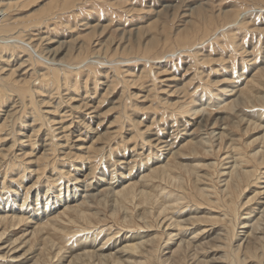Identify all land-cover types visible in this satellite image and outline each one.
I'll list each match as a JSON object with an SVG mask.
<instances>
[{"label":"rangeland","instance_id":"obj_1","mask_svg":"<svg viewBox=\"0 0 264 264\" xmlns=\"http://www.w3.org/2000/svg\"><path fill=\"white\" fill-rule=\"evenodd\" d=\"M2 12L0 212L7 210L2 209L7 207L6 200L15 199L13 208L19 211L15 215L28 220L6 230L0 240V256L18 247L7 252V259L0 257V263L33 264L40 257L42 242L31 241L32 247L29 242L22 243L33 229L32 218L46 203L52 211L70 203L73 192L74 200L96 217L89 226L78 220L68 224V217L60 219L58 225L65 226L66 232L52 235L51 242L56 245L50 255L60 252L49 264H67L72 253L82 248L102 252L111 246L112 254L125 259L118 251L126 235L142 232L152 236L165 231V227H154V222L153 228H143L146 224L140 217L145 206L137 200L116 203L112 193L127 183L138 190L161 192L165 201L172 199L168 198L171 193V197H183L182 216L205 217L209 211L218 212L216 204L195 206L197 200L191 195L196 186L210 191V200L216 199V192L223 201L219 173L230 160L228 147L232 144L248 152L245 143L262 134L252 129L245 132V128L248 119L264 126V103H237L232 110L223 108L225 102L216 104L222 96L226 102L232 100L233 91L264 65V0H0ZM21 88L28 92H19ZM253 93L262 97L264 87L258 86ZM202 104L207 121L198 126V115H192L191 108ZM59 125L66 129L62 134H58ZM31 132L37 135L26 139ZM69 135L80 137L86 152H76L72 146L75 138L71 140ZM53 136L57 137L55 146L43 158L40 148L51 144ZM187 137L203 144L195 151L182 148ZM156 140L171 146L156 145ZM154 153L168 161L174 156V163L194 167L189 176L184 170L173 172L183 180L182 190L146 180L157 160ZM78 154L82 158H77ZM75 169L83 174L78 183L74 177L79 171ZM260 172L257 184L246 188L239 201L244 203L260 192L249 204L254 209L264 208V167ZM194 174L202 176L198 182ZM66 191L67 200L55 203L59 194L66 197ZM21 205L24 209L20 211ZM247 209L244 205L239 214L246 216ZM196 229L204 234L193 244L207 251L198 254V260L222 264L217 259L227 251L228 241L220 242L216 234L221 231L224 235L226 224L213 227L203 222ZM236 230L241 238L246 229ZM85 236L96 237L91 243L86 239L87 246L81 242ZM14 239L17 242L11 245ZM210 240L218 248L208 246ZM174 247H162L163 252L157 254L160 260L145 264H172L168 253ZM38 263L43 264L42 259Z\"/></svg>","mask_w":264,"mask_h":264},{"label":"bare ground","instance_id":"obj_2","mask_svg":"<svg viewBox=\"0 0 264 264\" xmlns=\"http://www.w3.org/2000/svg\"><path fill=\"white\" fill-rule=\"evenodd\" d=\"M4 15H5L4 12H2V14H0V16L2 17V18L0 17V24L2 23V20L4 19ZM1 26L2 25H0V27ZM4 29H6V28H4ZM0 30H1V28H0ZM11 42H12V40H11ZM52 50H53V48L51 49V51ZM17 84H19V83H17ZM13 85H15V84H13ZM258 86L264 87V65L262 67H259L257 70H255V72L252 74V76L249 79H247V81L245 82L243 87H241L240 89H238L236 91H233V89L229 91V92H232V91L235 92L233 94L234 96H233L232 100L226 102L227 99H225V98L223 99V96H222L221 97L222 100H220L216 105L219 106L220 104L225 102L223 104V108L226 110L227 109L232 110L236 106L235 104H237V103L251 104V103H253V101H258L257 103H264V97H263L264 95L263 96L261 95L262 97H260V96L258 97L253 93L254 89H256ZM19 92H23V93L28 92V88H21V89H19ZM203 103H205V102H203ZM203 105L204 104H202L200 107L195 106V107L191 108L192 115H194V114L198 115V119L196 120L197 122L195 123L198 126L207 121V118H206L207 116L204 113V111H206V107H204ZM209 106H210V104H209ZM93 112L94 111H92L91 113H93ZM94 117H97V114H94ZM48 120L50 121V119H48ZM52 121L55 122V120H52ZM246 121H247V123H246L245 132H247V130L252 129V130H257V131L260 130V132H262V134L256 138H254L250 143L249 142L245 143L246 148H248V152H246L244 149L238 150V148H235L236 146L232 145V144H230V147L227 146L233 154L231 155V152H230V154H228L227 159H230V160L229 161L227 160L224 170H222V171L220 170L221 172L219 173L220 176L223 178L222 189L219 191V194L220 193L222 194L221 197H222L223 201L222 200L219 201L220 195L218 196L216 194V192H215L216 199L214 201H212L213 199L210 200V197H209V196H211V193L209 194L210 191L205 190V188H198L196 186L193 188L194 191H193V194L191 195V198H193L195 201L197 200L194 203L195 206H201L202 204H207V205L216 204L217 206H219V207H217L218 212L209 211V212H207L208 214L205 217H197V216H194V214H193V216L190 215L189 217L188 216L186 217V215L182 216V212H183L182 208L185 206V205H183V202L181 203V201L185 200L183 197H179L177 195L171 197L172 196V193H171V194H169L168 198H172V199H169L170 201H165L162 198L163 196H161L162 195L161 192H160V194H158L157 191L153 192L152 189L145 190V189H140L139 187H138L139 188V190H138L136 185H134L133 183L124 184L121 186L120 189H118L116 191L114 190L115 192L112 193L115 196L116 203L118 202L120 204L123 202H134L135 200H137V202L139 204H142L145 206L144 212L140 217L142 220L145 221L144 223L146 224V225H144L143 228L151 229L154 226V227L160 229V227H162V228L165 227V231L164 230L157 231L158 234L155 232V235H152V236L149 233L146 235H142L143 234L142 232H138L137 234L135 233V234H131V235H126L124 240H123V245L120 248V250L118 251V254L120 256L122 255L123 257H125V259H122L121 257H118V256L116 257L115 254L111 253L112 247H114V246H111V248H107L106 250H104L102 252L101 251L98 252L99 251L98 249L100 247L97 249L98 251H88L87 248H82L81 250H78V251L72 253L69 261H67V264H80L83 261H84V263L86 262V264H106L107 262H109V264H145L148 261L153 262L154 260H160L158 258L157 254H161L163 252L161 248L165 247V249H166V248H168L169 244H172L173 246H175L168 253L169 254L168 260L171 259L172 264H182V263L188 264L189 262H191L190 264H206L207 261L198 260V257H197L198 254H204L205 249L203 247H199L198 245L193 244L195 239L200 234H204V230H201L200 232L199 231L196 232L199 229V228L196 229V227L199 226L200 224H202L203 222H205V223L209 222V224L213 227L220 224V223H222L224 225L226 224V230H222L224 235L220 234L221 231L218 234H216V236H217L216 239L219 240L220 242H222L221 240H224V241L226 240V242L228 241V245L226 246V248L228 247V249L226 252H223L222 255L217 259L219 262L222 261L221 262L222 264H264V208L260 207V208L254 209V207H251L249 205V204H252V202L256 199L257 195L260 194V192L259 193L256 192L252 196L246 198V201L244 203H239L241 197L243 196V193L246 191V188H248L250 185L253 186V185L257 184V181H259L260 176H261L260 170L263 169V167H264V126H262L258 122V120H256V119L255 120L248 119ZM215 122H216V120H214L213 123H215ZM185 124L186 123L184 122V124H182V127H184ZM27 130H32V129L28 128ZM65 130L66 129H64L63 127H60V125L58 126V131H59L58 134L64 133ZM51 132H52V130H51ZM36 135H37V133H36ZM36 135L32 134V132H31L30 136L28 135V137H26V136H24V137H26V139L27 138L31 139L30 137H33ZM64 135H62L63 138H68L67 136H64ZM220 136H223V134L221 133ZM73 137L75 138V136H73ZM73 137L71 135H69V138L71 140ZM119 137H120V135H119ZM55 138H57V137H55ZM55 138L53 136V138L51 139L52 145L51 144H49V145L45 144L42 146V148H40L41 146H39V148L42 150L41 156L43 158H45L47 156V152L49 150H51L50 148H52L53 145L55 146V142L53 141V139H55ZM220 141H221V138H220ZM77 142H79V143H77ZM80 142H81L80 137H76L75 140H72V146L75 147L76 152H78V153H82L83 151L88 149L87 147L83 146V144H81ZM153 142H156L155 143L156 145L157 144H159V145L163 144L166 148L171 146V144L168 143L167 141H157L156 140ZM34 143H36V142H34ZM204 143L210 145L209 148L211 149V144L209 142L204 140ZM202 144L200 142L199 143L198 142H192L187 137L182 148L188 149L190 151H195L196 147H198ZM32 145H33V143H32ZM164 146L161 145L160 147L163 148ZM37 149H38V147H37ZM205 150H208V149H205ZM205 152L208 153V151H205ZM68 154H70V153H68ZM82 156H83V154H82ZM161 156H162L161 153H154V157H156L157 160L155 159L156 160V163L154 164L155 166L148 170V173L145 176L146 180H149L151 182L160 181L161 183L163 182L166 185L169 184V186L173 184L182 190L181 184L183 183V180L181 178H178L177 176H175L173 172L175 170L180 169V170H184L186 175L189 176L188 171H190V173H191L192 169L194 170V167L188 168L187 167L188 165L187 166H185L184 164L180 165V163L179 164L177 163L178 164L177 165L176 163H174L176 161L173 160L174 156H172V155H171L172 156L171 161L166 160V156H164V157H161ZM77 158H82V157L80 156ZM55 159H56V157H55ZM164 160H166V161H164ZM124 163H125V161H124ZM202 165H204V164H202ZM202 165L200 167H203ZM72 168H74V167H72ZM78 169H75V170H78ZM194 172L195 171H193V173ZM77 174H78V176L74 177V180L76 183L79 182L78 178L83 176V174H81V171H79ZM201 177L202 176H200L199 174L198 175L194 174V181L198 182ZM161 190L164 191V188L161 187ZM75 191H77V190H75ZM67 194H68V191H66V194H65L66 197L65 198L63 197V195L59 194L58 197L55 198V203H57V202L60 203L61 201H66L67 200L66 198L69 196ZM75 195H76L75 192H73V195L70 197V200H71L70 203H67V204L63 203L61 207L56 209L57 211L56 210L52 211V209H50L51 204H49V203L44 204V207H43L44 209L40 210L38 215L35 216L36 218L35 217L32 218V221H35V223H33V229L29 233V235H27L28 239H26L22 243L25 244V243L29 242L31 244L30 247H32V244L35 241H36V243H39L38 241L42 242V247L40 245V249L38 250L39 252L37 255L38 257L39 256L40 257L38 259H36L33 264H39L38 261L40 259H42L43 264H49V262L52 261V258L54 259L58 256L60 249L57 248L58 252L54 253L53 256L50 255V252L54 248V245H56V244L53 245V242H51L52 235H54L55 233H58V232L59 233H62V232L65 233L66 232L65 226L58 225V223H61L60 219H63V217H68V224L69 223L75 224V222L78 220V222L82 221L85 223V225L87 224V226H89L88 224L92 223L91 218L96 217L95 214L88 213L83 208V204H79V203H77V201L74 200ZM114 196H112V197H114ZM57 198H59V199H57ZM84 198H86V196H84ZM60 199H62V200H60ZM101 200H98L99 203H101L100 202ZM15 201H16L15 199H13V201H10V202H8L6 200L7 207L3 206L2 209H4V210L7 209V210L4 213L0 212V229H1L0 240L5 235V232L8 228L13 229V227L18 226L22 223H26L28 220L27 219L28 217L24 218L22 213H20L22 216H16L15 215V213H17V214L19 213V211H17V209L13 208ZM84 201H86V200H84ZM187 203H189V202H187ZM34 205H35V203H34ZM244 205L248 206L247 212L245 213L246 216H242V214H239L240 208L243 207ZM22 206L23 205H21V207L18 208V209H20V211H21V209H24ZM197 208L198 207H195V210ZM180 209H181V213H179V211H178ZM174 211L175 212L178 211V212L174 213ZM53 212L56 215L52 214ZM189 214H192V213H189ZM70 217H73V218L71 219ZM43 219L45 220V222H43ZM96 221L98 222L99 220L97 219ZM148 221H149V223H148ZM151 223H153V226L151 225ZM238 225H240V227ZM92 227H94V226H92ZM237 227H239V228H237ZM236 229H246L241 238L238 237V234L236 233V231H237ZM168 230H170V231H168ZM191 230H193V232H191ZM166 231H168V232H166ZM87 233H85V235H87ZM161 235H163L165 237L163 239L164 241L161 239ZM189 235H192V236H190V238H189ZM95 237L96 236H93V237H91V236L86 237L85 236V238L81 239V242H85L87 239L91 243V240L92 241L95 240ZM31 241L33 243H31ZM16 242H17V239H14V240H12V242H10V244L14 245ZM233 242H237V245L232 246L230 243H233ZM22 243H20V244H22ZM80 243H78V244H80ZM90 243H89V245H90ZM206 243L211 248H218V246H219V245L217 246L216 244H214L216 242H213V244H212L211 240L207 241ZM85 244H86V242H85ZM87 244H88V242H87ZM103 245L104 244H102V246ZM17 247L18 246L11 247L9 250H7L0 257L7 259V256H5L7 254V252L14 251L17 249ZM100 250H102V249H100ZM25 252H23V253H25ZM22 255H24V254H21L19 256H13L11 258L17 259V258L21 257ZM156 255H157V257H156ZM8 258H10V257H8ZM93 259H95V261H97V262H93V261L91 262V260H93ZM0 264H3V263H0Z\"/></svg>","mask_w":264,"mask_h":264}]
</instances>
